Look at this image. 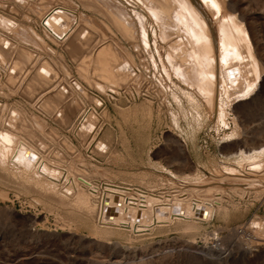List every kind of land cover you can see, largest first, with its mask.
<instances>
[{"label":"rangeland","instance_id":"obj_1","mask_svg":"<svg viewBox=\"0 0 264 264\" xmlns=\"http://www.w3.org/2000/svg\"><path fill=\"white\" fill-rule=\"evenodd\" d=\"M38 1L0 0V20H2V23L0 21V34L6 38H9L10 40L12 39L13 41H16L18 43L17 45H19H10L9 48L19 49V51H11L10 55L5 56L7 58L3 57V61L0 60V63L4 62L3 64L1 63L3 66L0 65L2 67H0L2 69H0V89H2L0 90V110H2L0 111V126L5 125V127L1 128L4 131L6 130L10 133H13L11 131L14 129H12L8 123L9 119L13 116L12 112L14 109L17 113V119L21 121L25 132L20 133L18 131L17 134L14 133L16 137H18L15 140L16 143L14 142L12 145H16L17 143L21 142L27 145L31 144L33 146L34 144V146H39L38 141H42L47 145L49 144L48 147H46L47 145L45 146L46 150L44 149L47 153H44H46V156L48 155L47 158L49 159L51 157L56 158L54 157L56 155H58L59 158H63V156L64 158L66 157L67 160L61 158L62 160L60 159L61 161L58 162L61 164L60 167L65 168L70 182H73L71 178L74 176L75 178L79 177L82 172V175H84L88 173L87 171L89 170V174H92L93 176L89 179L97 184H99L98 182H101L103 179L112 178L114 182H118L120 184L129 182L133 186L140 185L139 187L143 190L146 188L147 190L152 189L155 191L157 188V191L167 192V190H169V193H171V191L174 193L173 190H176L178 187L181 189V192L186 193L190 191V185L196 183L194 182L195 180L191 181V179H184L183 174L180 172H184V174L187 175L189 173H196L199 170L204 172L207 170L208 172V168L212 169L216 163V166L218 167L220 164L221 167H223L224 164H236L239 161L243 163L248 161H241V149L246 150L243 145L249 147L264 141V69L261 76L258 78L256 85L253 87V93L256 92V94H259V97L261 98L256 103L247 104L248 106L240 105L241 107H238L237 104H239L241 101H239V99L242 98V95L247 92V88L245 89L246 86L244 85H241L238 88L233 86L231 87L229 84V94L227 93L228 95L226 99L223 95H221L222 97H220V100L223 98L222 106H225L223 110L226 113V125L224 122L219 120L220 115H218V113L215 114L213 111H211L209 105L205 103L207 98H205L203 95H200L196 88L182 83L172 75L170 77L167 75L166 71H170L168 69V61L166 60L165 55L167 53L166 50L169 49L168 46L171 44V42L176 46L175 42L180 40H177L176 35H169V40H163V38H161L158 33L159 31L157 28L159 27H157L156 24L153 25L154 22L150 20L149 17L145 16V8H143L142 5L135 3L134 0H101V2H98L100 0H91L93 2L95 1V3L98 2L97 4H99V8H96L97 10L104 7L101 13L98 14L99 11H95L96 9L83 5L86 0ZM103 1L109 4L111 7L107 4L105 6ZM233 1H236L237 9L242 7L247 9L250 8V14L252 16H247L245 19L246 22L255 16L257 17L258 15H262L260 8L261 5L264 6V0ZM100 3H104L103 7L100 6ZM113 8L116 9L114 10ZM112 9L116 12H119L116 13ZM51 10H57L55 12L64 10L61 15L62 22L58 24L59 28L54 23H51L50 26H48L50 28L51 26L54 28L53 30L51 28L52 31L48 28L45 30L46 27L42 24L46 17L43 14H46ZM110 11H112V14L108 15ZM120 12H122V15H125L123 17H125L124 19L127 21L128 28L134 31L133 34L135 36H133V34L131 37H128V35L124 36V33L122 32L121 34V32H119V30L116 29L111 23L117 19H119V21L122 20V17L119 14ZM135 12L138 16H136ZM65 16H68V20ZM69 17H71V19ZM110 17L112 19H110ZM64 19H66V21H64ZM67 21L69 23H67ZM140 25L143 26L145 34L142 33V28ZM62 28H66V30H63ZM44 32H46V34ZM58 32H60L61 35ZM83 36L89 40V43H91L89 46L91 47L89 48L88 46L89 49H85L86 51L82 54L80 52L78 53L77 50L75 51L76 53L73 54V52L69 50V42L72 39H76L78 37L83 41ZM145 43L149 46H145ZM174 45L173 47H175ZM2 46L4 49L8 48V46ZM155 46L157 48H155ZM261 46L264 48V40L262 43H257L255 46V54L262 53L261 55H264V49ZM102 47H106L107 51L105 48L103 51L101 49ZM257 47L259 52L262 51L261 53L258 52ZM98 48L105 54L107 53L108 56H111V58L113 55H118L117 59H115L117 63L114 62V67L112 66L113 71L121 66L119 65L120 63L124 64L123 60H125L131 64L134 63L133 69L137 71L135 72L136 74L132 75L130 79L127 78L128 80L125 77V79H122L118 82H111L110 78L108 79L109 81L106 82L105 80L107 79H102L103 75L102 77L99 74L98 76H96V74L92 75L90 61L87 57H89V55L95 57L97 52H99ZM260 49L263 50L260 51ZM91 50H93V53ZM15 51L16 53H21L22 51L23 54L25 53L24 51H26L27 53L24 55H28L26 57H29V60L23 62L24 64L21 61H18V54H16ZM87 53L88 55H85ZM120 55H122L121 58L123 60L119 58ZM82 57H85V59L83 60ZM107 59L108 57L106 60ZM5 65L7 67H5ZM43 65H46L45 69H48V72L50 71L49 74L44 73L47 74L45 76L46 78L49 77L47 86H40L41 88L35 87V91H33V88L31 89L32 91H30L28 83L31 81V77L34 75V73H37L39 67H41L39 70L44 72L42 70V68H44ZM163 66L166 67L167 70L166 68L164 69ZM39 70L38 73L41 74ZM137 73L139 76H137ZM84 74L92 75V77L94 76L93 78L90 77L92 81L90 83L93 86L87 82ZM29 77L30 79H28ZM99 77H101V79ZM26 81L28 82L26 83ZM26 86L28 87L29 92L27 91ZM61 91L66 92L64 93L66 94V102L64 101V105H67L69 102L68 104H74L76 107V110L74 111V114H76H73L69 121H64L63 118H61L62 115L59 108L55 107L49 110L47 107L45 109L44 106V103L47 104V100H45L46 97L58 94V92L61 95ZM111 91L115 92V94ZM68 93L69 95H67ZM188 93L192 98L188 95ZM45 95L47 96L45 97ZM223 100L225 101L223 102ZM233 104L235 105L234 109L232 106ZM41 105L44 106V108L42 107L43 109L41 108ZM93 105L95 107L92 110ZM79 107L80 109H78ZM133 107L139 109L140 113L138 112L135 114L133 112ZM48 110L50 112H48ZM94 111H96L98 114ZM82 112H89L90 114L93 112L97 117L95 118L96 121H94V124L96 125L93 126L97 127L95 128L97 130L93 136L94 138L90 140H88L90 137L88 136V133L86 134V132H79L80 134L84 133L86 135V137H84L83 135H80L78 131H76L79 128L78 123L80 114H82ZM48 114L50 115L48 116ZM57 114L61 115V117L58 118L59 120L56 119L58 116ZM216 115H218L219 118ZM214 117L216 119H213ZM43 118L45 119L43 120ZM33 120L34 122L35 120L36 122H40L41 127L40 123L39 125L38 123H31ZM2 123L4 125H2ZM31 124L34 126V129L31 128ZM36 129H38V131ZM51 129L52 132H50ZM76 132L78 133V136L75 134ZM106 135H109L108 139L110 137L108 141ZM44 136L46 138H44ZM79 136H81V139H79ZM23 137H25V139ZM40 137L42 138L39 139ZM51 137L53 138L51 139ZM99 137L103 139L104 143L107 141V149L102 152L99 151L100 149H98V147H96L97 145L95 146V144L98 143L96 141L100 139ZM242 137L248 138V141L245 144L241 143L239 148L233 145L234 141H237V139L239 142L242 141ZM229 141L231 143L233 141V143L231 144ZM92 146L95 147L94 149L96 150H93L94 156H89L87 155V151H90L89 148L93 149ZM238 149L240 150L239 153ZM235 150H238L237 153ZM111 151H113L114 154H110L112 153ZM81 154L82 156H80V158L79 155ZM45 157H43V159L50 162V160H47ZM254 158L257 159V157H253L252 160H256ZM108 159L110 160L108 161ZM247 159H250V157H247ZM69 160H71L70 166L67 164L70 162ZM89 160L92 161L89 162ZM181 161H183V164L180 165L179 163H181ZM225 161L226 163L223 164ZM87 162H89V164H87ZM67 166H69L68 168L72 166L74 170L72 168L66 169ZM161 169L165 170L162 171ZM194 170L195 172H193ZM213 170H215V168ZM67 171L71 175H69ZM94 171H96L97 175ZM127 171L128 173H126ZM76 172L81 173L77 174ZM43 175L46 174L43 173ZM137 175L141 176L139 177L140 179ZM212 175L213 174H208L206 176L207 182L211 181L215 186L210 184V186L207 184V187L205 188L201 185L197 186L203 188L201 194H206L205 198H210V196L215 192L211 186L216 187V189L222 188L224 189L223 191L221 190L222 193L227 194L228 192L229 194L227 195H229L231 200L239 206V211L234 209L233 211L235 212V215L232 214L228 220L223 221L216 220L214 218L210 222V225L206 228L212 230L224 224V229L222 227L219 233L220 235L222 234L221 236H223L224 241L226 240L225 244L227 243L226 245H228V243L231 241V239L228 238V234L230 232L228 229H232L235 226L244 225L254 216L264 217V196L262 195L263 197H257L255 194L256 192H254L256 190V188H254L256 185L252 182H247V180H245L246 183H244V179L241 178L242 180L238 179V181H235L241 186L243 184L242 187L244 188L245 192H248V197H238L240 196V193L238 192H241L243 188L241 189L239 186L237 188L240 190H235V186L230 187L228 182H226L232 181V176L222 174H218L217 176ZM65 176L66 174L60 178L62 182H65L63 181ZM2 177H0V264H202L197 260L186 259L182 256L177 257L175 254L171 255L170 253H167L171 249L181 250L183 247L185 248L187 245H189L191 239L194 238L197 240L199 239V236L190 237L177 231H164L160 228L153 229L149 232H146V234L136 237L130 236V232L126 233L128 231L114 228L111 230L112 233L107 234L104 233V230L108 227H103L98 224L99 222H97L98 219L96 213H94V215H90L88 214V208L79 207L78 210L74 209V207L68 206L71 204L69 202H71L72 199H68L66 201L63 200L64 202L60 200L57 201V196L54 197L43 194V192L37 193L35 186L34 189L32 188V190L31 187L26 189L25 187L21 188L20 186L15 185V182H10L13 180L9 179V181L5 178V176L3 178ZM142 177H144L146 181L143 180L144 178ZM2 179L5 180L2 182ZM69 179L67 181H69ZM165 180L168 182L166 183ZM242 181L243 183H241ZM66 183L68 186L73 185L69 182ZM172 183L174 185H171ZM224 185L225 187H222ZM244 185H246V187ZM260 185L262 186L264 183ZM28 189L30 191H28ZM207 189L208 192H205ZM83 191L84 193H87L85 190ZM39 194H41L42 197ZM187 195L189 196L190 194ZM190 196H192V194ZM97 200L98 199L95 198L93 200L91 199L92 203L95 205H97ZM60 206L63 207L64 210ZM9 208L13 209V211L9 210ZM69 209H71V211ZM88 215L92 219L94 218V220H92ZM247 227H245L246 229H243L245 234L251 232V229L248 230ZM231 232L233 233V231ZM239 234L241 235L242 232ZM245 234L244 236L242 235L243 240L242 237L239 238L241 241H246ZM234 239L238 240V237H235ZM198 243H202L200 239ZM229 246L231 251L234 250L236 252L237 246H235L234 243L229 244ZM165 247L166 249H164ZM229 257L230 256H228V258ZM231 258H229L228 262L225 263L218 262V260H216V263H214L264 264V246L253 250L244 258H239L236 260H234L233 257Z\"/></svg>","mask_w":264,"mask_h":264},{"label":"bare ground","instance_id":"obj_2","mask_svg":"<svg viewBox=\"0 0 264 264\" xmlns=\"http://www.w3.org/2000/svg\"><path fill=\"white\" fill-rule=\"evenodd\" d=\"M108 1H110V0H108ZM35 2H36V0H35ZM98 2H101V0ZM98 2L95 3V1L93 2L91 0H86L83 5L84 6L86 5L87 7H92L93 9H96V8L98 9L99 8V6H98L99 4H97ZM134 2L142 5V7L145 8V11L143 10L144 13L146 12L145 16L149 17V19L154 22L153 25L156 24L157 27H159V28H157L159 31L158 33H159L160 37L163 38V40H169L168 39L169 35H171V36L176 35L177 40H180L178 42H175L176 46L172 42H171V44L169 43L170 44L168 46L169 49L166 50L167 53L165 52L166 53L165 54L166 60L168 61V69L170 71V72L166 71L167 75L169 77L172 75L176 79L180 80L182 83H185L188 86H192L193 88H196L197 92L200 95H203L205 98H207L205 100V103H207V105H209V107L211 108V111H213L215 114L218 113V115H220L219 120H221L224 123L227 122V121H225L226 113L223 110L225 106L224 107L222 106V99L223 98H221V100H220V97H222L221 95H223L224 98L226 99L227 95L229 94L228 93L229 84L231 85V87L233 86V87L239 88L241 85H244V86H246L245 89L247 88V92L246 93L244 92L245 93L244 95L241 94L242 98L239 99V101L240 100L241 101L239 102V104H237L238 107L240 105L248 106L247 104L256 103L257 101H259L261 99L259 97V94H256V92L253 93V91H254L253 87L256 85V82L258 81V78L261 76L262 71L264 69L263 68L264 55H261L262 54L261 50L264 49L262 47L263 44L261 46L263 49H260L261 52H259L258 47H257L258 52L261 54H258L257 51H256L257 54L254 53V48L257 45V43H260V42L262 43V41L264 40V6L263 5H261V8H260L262 15H258L257 17L253 16L254 18L249 19V21L247 19L248 22H246L245 21L246 17L249 15L252 16L250 14L251 13L250 8L247 9L245 7H242V8L237 9L236 1H233V0H229V1H227V0H134ZM38 3H39V1H38ZM103 4L100 3V6L103 7ZM106 4L107 3H105L104 5L106 6ZM107 5H109V4H107ZM44 6H46V5H44ZM88 9H90V8H88ZM97 9L95 11H97V12L99 11L98 14H100L102 9L101 8H100L101 10L100 9L97 10ZM105 9H107V8H105ZM109 10H111V9H109ZM55 11H57V10H54V11L51 10L50 12L43 14L44 16H46L42 22V24L46 27L45 30H47V28L49 30H51L52 26H51V28L48 27V26H50L51 23H54L55 25L58 26V24H60V22H62L61 21L62 20L61 15H62V12L64 10L59 11V12H55ZM111 12L112 11H110V13H108V15L112 14ZM114 12H116V11H114ZM118 12L119 11H117L116 13H118ZM136 12H135V14H136V16H138ZM119 14L122 17V20H120V21H119V19L114 20V21L111 20L112 21L111 23L113 24V26L116 29L119 30V32H121V34L123 32L124 36L128 35V37H131L132 34L134 33V31H132L131 29L128 28L127 21H125V19H124L125 17H123L125 15L124 14L122 15V12H120ZM68 16H65V17H67V20H68ZM104 16H106V15H104ZM111 17H110V19H112ZM69 18L71 19V17H69ZM127 18H126V20H127ZM145 19H147V18H145ZM0 21L2 23V20H0ZM64 21H66V19H64ZM67 23H69V22L67 21ZM60 27H61V25H60ZM62 27H64V26H62ZM58 28H59V26H58ZM141 28H142L141 29L142 33L145 34L143 26H141ZM53 29L54 28H52V30ZM63 30H66V28ZM84 30H83V32H84ZM56 31H57V28H56ZM44 33L46 34V32H44ZM58 33H60V32H58ZM61 33H62V31H61ZM61 33H60V35H61ZM133 36H135V35L133 34ZM52 37H53V35H52ZM79 37L78 38L75 37L76 39H72L68 44L69 50L71 52H73V54L76 53L75 52L76 50L78 51V53L80 52L82 54L83 52H85L87 49H89L91 47V46H89L91 44V43H89V40H87L83 36L82 37L83 41H82L81 38H79ZM132 38H134V37H132ZM145 40H147V39H145ZM12 44L14 46L15 45L19 46V45H17L18 43L16 41H13L12 39L10 40L9 38H6L3 35L0 36V45H1V47H0V60H2L3 57H5V56L10 55L11 51H14V50L19 51V49L9 48V46ZM2 45H4L5 47L8 46V48L4 49ZM147 45L145 43V46H147ZM173 45L175 47H173ZM88 46H89V48H88ZM166 47H167V45H166ZM16 48H19V47H16ZM104 48L106 50V47H104ZM104 48L102 47L101 49L103 50ZM155 48H157V47L155 46ZM98 50H99V48H98ZM102 50L101 51L99 50V52H97L95 57L90 56V55H89V57H87L88 60L90 61V65H91L90 67L92 69V70L91 69L90 70L92 72V75L96 74V76H98V74H99V75H101V77L103 75L102 79L103 80L107 79V80H105L106 82L109 81L108 80L109 78L111 79V82L112 81L118 82V81H121L122 79H125V77H126V79L127 78L130 79L132 77V75L136 74L135 72H137V71L133 69L134 63L131 64L128 61L123 60L121 58L122 55H120L119 58H121L124 61V64L119 62L120 64L119 63L118 64L121 66H119L118 68H116V70L113 71L112 66H113V63L116 62L115 59H117L118 55L117 56L113 55L111 58V56H108L107 53H106L107 54L106 55L103 52L104 50L103 51ZM16 51H15V53H16ZM24 52L27 53L26 51H24ZM91 52L93 53V50H91ZM16 54H18L17 55L18 61H21L22 63L29 60V57H26L28 55H24L22 53V51H21V53L17 52ZM85 55H88V53ZM107 57H108V59L106 60ZM5 58H7V57H5ZM82 58H83V60L85 59V57H82ZM109 58H111V59H109ZM124 58H126V57H124ZM5 60H7V59H5ZM127 60H129V59H127ZM1 63H0V65H1ZM1 66H3V65H1ZM43 66H44V68H42V70L44 72H41L39 70V68H41V67L38 66L39 72H41V74H44V73L49 74L50 71L48 72V69H45L46 65H43ZM5 67H7V66L5 65ZM135 67H136V65H135ZM165 68L166 67H164V69ZM3 69L5 70L4 67H3ZM50 69H53V68H50ZM38 70H37L36 74L33 72L34 75L31 77V81L28 83L30 91H32L31 90L32 88H33V91H35L34 90L35 87L41 88L40 86H43V85L47 86V83L49 81V79H48L49 77L48 76H47L48 78L45 77L47 74L41 75L40 73H38ZM166 70H167V68H166ZM1 73H2V71H1ZM92 75H89V74L85 75V79H87V82H89V83L92 82L90 79V77H92ZM137 76H139L138 73H137ZM101 77H99V78L101 79ZM52 78H53V75H52ZM28 79H30V77ZM27 82L28 81H26V83ZM112 87H114V86H112ZM26 89L28 91V87ZM126 89H127V87H126ZM0 90H2V89H0ZM61 90H63V89H61ZM133 91H135V90H133ZM62 92L63 91L60 92L61 95L58 92V94L51 95L50 97L49 96L46 97L47 95H45V97H46L45 100H47V104L44 103V106H45V109L47 107V109L49 108V110L52 108H55V107L59 108L62 117L60 114L59 115L57 114L59 117L57 116L56 119L61 117V118H63L64 121H69L70 117L74 114L76 107L74 104H68L69 102L67 103V105H64L66 102L65 101V97H66L65 95L66 94H64V93H66V92H63V93ZM81 92H82V90H81ZM112 93L115 94V92H112ZM30 94H29V96H30ZM67 95H69V93ZM186 95H187V93H186ZM188 95L190 96L189 93H188ZM220 101H221V103H220ZM224 101L225 100H223V102ZM237 105H236V108H237ZM44 106L41 105V108L42 107L44 108ZM137 106H139V105H137ZM232 106L234 109L235 105L233 104ZM94 107L95 106L93 105L92 110ZM78 109H80V107ZM49 110H48V112H50ZM0 111H2V110H0ZM88 111H90V110H88ZM41 112H43V111H41ZM94 112H96V111H94ZM133 112L135 114H137L139 112V109L134 108ZM12 115L13 116L9 119L10 124L8 123V125H10L12 129H14L13 131H11L13 133H10L6 130L4 131L1 128V127H5V125L3 123H2V125H4V126H0V177H2V175H3V177L5 176V178L7 180H9V179L13 180V181H10V180L9 181L15 182V185H18L21 188L25 187V189H26V188L31 187V190H32V188L34 189V186H35L37 193L43 192V194L51 195L54 197L57 196L56 197V198H58L57 201H59V200L60 201H63V200L66 201L68 199H70V200L72 199L71 202H69L71 204L70 205H68L69 203L67 204L68 206L74 207V209H78V210H79V207L88 208V212H89L88 214H90V215H92V214L94 215V213L97 214V219H98L97 222H99L98 224L103 226V227L104 226L108 227V228H105L104 233H107V234L112 233L111 230L114 228V229L128 231L126 233L130 232V236L136 237L139 235L146 234V232H149L153 229L160 228L161 230H164V231H172V230L177 231L179 233L186 234L190 237L199 236V239L202 242L201 244L198 243L199 239L196 238L197 240H195L193 238L194 240L193 239H191V241L189 240L190 243L185 248L183 247L181 250H179V249L172 250L171 249L167 253H170L171 255L175 254V255H177V257L182 256L186 259L197 260L202 264H215L216 260H218V262L225 263V262H228L229 258H231V257H233L234 260L239 259V258H244V257H246V255L248 253L252 252L253 250H255L261 246H264V217H261V216H254L251 220H249L244 225L235 226L232 229H228V230H230V232L228 234V236H229L228 238L231 239V241L228 243V245H226L227 243L225 244L226 240L224 241L223 236H221L222 234L220 235V233H219L220 229H222V227L224 229V226H223L224 224L221 225L220 227L214 228L212 230L206 229L210 225V222L214 218L216 220L226 221L232 216V214L235 215V212L233 211L234 209L239 211L238 204L234 203L231 200L230 196L227 195V194H229L227 191H226L227 194L226 193L223 194L222 191L224 189H222L221 187H220L221 189H218V188L216 189V187H214L215 186L214 183H212L211 181L207 182L206 176L208 174H213L212 176H217L218 174L232 176L233 180L231 179L232 181H226V182H228L230 187L235 186L236 187V189L234 188L235 190H238L237 187H239V186L241 187V189L243 188L242 187L243 184L241 186L240 184L236 183V181H235V180L238 181V179L242 178V179H244V181L247 180V182H250V183L252 182L256 185L255 187L253 186L254 188H256V190L254 189L255 191L254 190L253 191L256 192L255 194L257 197L262 196V195L264 196V185H262V186L260 185V184L264 183V155H263L264 154V141L261 143H258L257 145H253V146H249V147H246L245 145H243L246 148V150L241 149V152L239 149H238L239 151L237 150L238 153L240 152V156H242L241 161L242 160H248V161H245L243 163L239 161L236 164L230 163V164L225 165L224 164V163H226V161H225V162H223V164H224L223 167H221V164L219 167L216 166V164H217L216 163V164H214V167L212 169L208 168L209 169L208 172H210V173H208L207 170L205 172L202 170H199V168H198L199 171H197L196 173H191V174L189 173L187 175L184 174V172H180L181 174H183L184 179H191V181L195 180L194 182L196 184L190 185L191 193H190V191L183 193V192H181V189L178 187L176 190H173L174 193H172V191H171V193H169V190H167V192H165L163 190L164 192H162V191H157V188L155 191L152 189L147 190L146 188L143 190L139 187L140 185L139 186L138 185L133 186L129 182L120 184L118 182H114L111 177L110 178L112 179V181H111V179L106 178V179L101 180V182H98L99 184H97V183H94V181L92 182L89 179L90 177L91 178L93 177L92 174H89L90 173L89 170L87 171L88 173H86L84 175H82L83 172L82 173L79 172V173H81L82 176L77 175L79 173L76 172L77 173L76 175L79 177L75 178V176H74L73 178H71L73 182H70V179L67 177L68 175L66 173L65 168L60 167L61 164L58 162V161H61L64 158V156H63V158L61 157L62 159L59 158L58 155L54 156L56 158H52V157L50 159L47 158L48 155L46 156L47 152L45 151L46 150L45 148L48 147L49 144L47 145V144H44L42 141H38L39 146H34V144H33V146L30 144L31 145L30 146V145H27V144H24L21 142L17 143L16 145H12L14 142L16 143L15 140L18 137V136L16 137V135L14 133L17 134L18 131L20 133L25 132L21 121H19L17 119V113L15 112L14 109H13ZM49 115L50 114H48V116ZM218 115H216V116H218ZM4 117H5V114H4ZM31 117H32V115H31ZM202 117H203V115H202ZM215 117L213 119H216ZM73 118H74V116H73ZM95 118H97V117H96V114H94L93 112L91 114L89 112H87V113L82 112V114H80V119H79V123H78L79 128L76 131H78V133L79 132H81V133L86 132V134L88 133V136H90L88 140L94 138L93 136L95 135L96 130H97V129H95L97 127H93L94 125H96V124H94V121H96ZM218 118H219V116H218ZM44 119L45 118H43V120ZM202 119H204V118H202ZM200 121H201V119H200ZM60 122H61V120H60ZM31 123H36V124L38 123V125H39L40 122H36V120L34 122V120H33V122H31ZM45 123H44V125H45ZM70 123H71V121H70ZM99 123H100V121H99ZM214 125H216V124H214ZM223 126H224V124H223ZM40 127H41V123H40ZM31 128L34 129V126L32 125ZM36 130L38 131V129H36ZM42 131H43V129H42ZM34 132H36V131H34ZM44 132L46 133L45 130H44ZM50 132H52V129ZM45 133H43V134L46 135ZM78 133L76 132L75 134H77V136H78ZM84 133L83 134L79 133V134L86 137V135ZM30 134H31V132H30ZM107 134H108V132H107ZM12 135H14L15 138ZM42 135H40V136H42ZM108 136L109 135H106L107 141L110 139V137L108 139ZM23 138L25 139V137H23ZM41 138L42 137H40L39 139H41ZM44 138H46V137L44 136ZM52 138L53 137H51V139ZM79 139H81V136H79ZM242 139L243 140L240 142L238 141V139H237V141H234V143L232 141L233 145H235L239 148L241 143L245 144L248 141V138L242 137ZM107 141H106V143H107ZM96 142H98V143H96L95 146L97 145L96 147H98V149H100L99 151L102 152L105 149H107L106 148L107 144L104 143L103 139L100 138ZM173 142H174V140H173ZM45 143H47V142H45ZM86 143H89V142H86ZM90 143H92V142H90ZM229 143H231V142L229 141ZM94 148L95 147H93V149L89 148L90 151H87V155L94 156L93 154H94V151L96 150ZM98 149H97V151H98ZM47 150H48V148H47ZM113 151H111L112 153H110V154H114ZM237 151H236V153H237ZM44 152H46V153H44ZM64 153H66V152H64ZM95 153H99V152H95ZM108 153H109V151H108ZM82 154H83V152H82ZM82 154L79 155V157L82 156ZM231 154H234V153H231ZM103 155H105V154H103ZM85 156H86V154H85ZM114 156H116V155H114ZM43 157L47 158V160H50V162L44 160ZM107 157H108V155H107ZM247 157L248 158L250 157L251 160L247 159ZM253 157H257V159L254 158L256 160H252ZM64 159H66V157ZM109 160L110 159H108V161ZM69 161L70 162H68V163L66 162V163L69 164V166H70L71 160H69ZM91 161L89 160V162H91ZM89 162H87V164H89ZM182 162L183 161H181V163H179V164L180 165L183 164ZM64 164H65V162H64ZM72 164H73V161H72ZM100 164H98V165H100ZM212 165H211V167H212ZM69 166H67L66 169H70V168L73 169V167H72L73 165L70 168H68ZM92 166H94V165H92ZM90 167H91V165H90ZM117 168H119V167H117ZM214 168H215V170H213ZM119 169H121V168H119ZM163 170H165V169H163ZM195 170L193 172H195ZM4 171H6V172H4ZM84 171L86 172L85 169H84ZM201 171L204 173V175ZM94 172L96 174V171H94ZM43 173H45L47 176L43 175ZM126 173H128V171ZM64 174H66V176L63 179V181H65V182H62V180L60 178H62V176ZM104 174H105V172H104ZM145 174H147V173H145ZM10 175H11V177H10ZM69 175H71V174L69 173ZM139 177H141V176H138V178ZM103 178H105V177H103ZM142 178H144V177H142ZM68 179H69V181H67ZM3 180H5V179H2V182H3ZM132 180H133V178H132ZM143 180H145V178ZM249 180H251V181H249ZM66 182L72 183L73 185L68 186V184ZM130 182H132V181H130ZM133 182H135V181H133ZM150 182H152V181H150ZM165 182H166V180H165ZM232 182H234V183H232ZM5 183H7V182H5ZM153 183H154V181H153ZM173 183L171 185H174ZM241 183H243V181ZM244 183H246V181ZM250 183H249V185H250ZM155 184H157V183H155ZM207 184L208 185L209 184L214 185L211 187H213L215 192H214V194H212L210 196V198H207V197L205 198L206 194L205 195L201 194L203 188L197 187V186L201 185L205 188V187H207ZM215 184H217V183H215ZM254 184H252V185H254ZM150 185H151V183H150ZM169 185H170V182H169ZM162 186H164V185H162ZM175 186H176V184H175ZM244 186L246 187V185H244ZM167 187H169V186H167ZM222 187H225V185ZM151 188H153V187H151ZM159 188H160V186H159ZM83 190H85L87 193H84ZM209 190H211V189H209ZM217 190H218V192H217ZM242 190H243V192H242ZM242 190H241V192H238V193H240V196H238V197H241V198L248 197L247 196L248 192L247 191L245 192L244 188ZM28 191H30V190L28 189ZM175 192H177V193H175ZM205 192H208V189H207V191L205 190ZM187 194H190V195L192 194V196H190V195L188 196ZM39 195L42 197L41 194H39ZM207 196H208V193H207ZM43 197H45V196H43ZM94 198L98 199L97 205H95L91 201V199L93 200ZM57 201H54V202H57ZM63 202H62V204H63ZM57 205H59V204H57ZM64 206H66V205H64ZM61 208L63 209V207H61ZM245 208H246V206H245ZM9 210L13 211V209H11V208H9ZM69 210L71 211V209H69ZM95 217H96V215H95ZM92 220H94V218ZM245 227H247L248 230L251 229V232H249L248 234H245V232H243V229ZM231 231H233V233ZM245 231H247V230H245ZM240 232H242L241 235L239 234ZM243 233L246 235V238H245L246 241H241V239H239L240 237H242V240H243V236H244ZM235 237L236 238L238 237V240H235L234 239ZM91 238H93V237H91ZM231 243H234V245L237 246L236 252L234 250L231 251L230 246H229V244H231ZM182 244H184V243H182ZM168 247H170V246H168ZM164 249H166V247ZM228 256H230V257L228 258ZM160 263H161V261H160Z\"/></svg>","mask_w":264,"mask_h":264}]
</instances>
